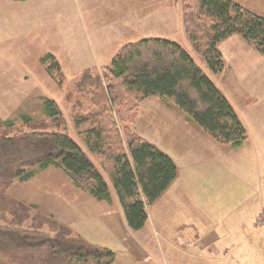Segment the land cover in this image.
I'll return each instance as SVG.
<instances>
[{"label": "rangeland", "instance_id": "374dc122", "mask_svg": "<svg viewBox=\"0 0 264 264\" xmlns=\"http://www.w3.org/2000/svg\"><path fill=\"white\" fill-rule=\"evenodd\" d=\"M153 1L144 0L145 4L140 8L143 7V13L151 18L152 13L156 15V9L163 8V3L164 7L169 3L170 20L165 25L166 30H160L156 34L155 31L147 34L145 30L144 33L137 30L130 36L119 34L117 30H107L109 16H123L127 11L123 4L117 13L107 14L111 0H34L29 3V9L24 8L21 3L16 7H4L0 2V14L3 12L7 15L4 22L0 20V138L20 137L34 130L65 132L91 158L116 198L109 178L112 163L110 155L112 157L113 154L128 152L125 129L142 135L173 158L185 145L188 126H196L204 132L191 116L169 98L149 97L141 101L137 118L135 103L129 107L104 100L101 113L96 116L94 113L98 108L94 102L99 93H93L85 100L81 88L74 85L79 78L77 75L85 67L97 73L103 85H107L104 68L111 66L112 56L127 43L152 37L176 42L191 55L216 85L229 95L225 93L230 97L238 115L244 117L243 124L255 135L257 126L250 119L249 112L254 108H264L263 97L259 96L263 91L264 54L239 34L231 35L218 45L223 53L225 67L223 71L215 73L188 38L183 23V0H163L161 5L154 1L152 8L153 4L148 3ZM234 1L264 17V0ZM134 6L139 7L138 0ZM9 35L11 36L7 39ZM50 52L57 57L65 74L66 79L62 83H58L44 69L41 60ZM45 98L57 102L61 118L54 119L47 115L44 109ZM256 100H259L258 103H254ZM26 115L31 116L33 121L24 123ZM8 120L13 121L12 127L1 124ZM116 129L118 133H115ZM93 130L102 133L98 139ZM206 134L217 146L228 144L217 142L209 133ZM92 146L98 148L100 153L95 152ZM258 152L264 156V149ZM12 158L13 155H0L2 173L6 170L5 164ZM249 163L251 162H245V171H254L253 177L251 174L249 178L240 173L236 186L243 192L240 200L243 195L256 190L255 195L250 197V211H254L256 215L262 214L264 191L259 189L260 174ZM1 178L0 176V232L7 234L0 233V264H39L37 251L17 249L22 244L18 243L21 237L18 231L39 230L53 233L54 230H61L59 224L68 226L79 223L89 242L99 243L116 251L112 244L107 245V232L98 224V218L107 211L110 203L96 200L77 188L62 169L55 166L39 169L28 181H3ZM84 200L89 207L84 206L82 209L80 203ZM246 206L247 204L244 205L245 209ZM87 216L95 223L94 229L87 225ZM251 218L252 215L248 217L245 212H241V228L237 235H233L236 237L227 242L230 245L222 247L211 240L207 247L218 248V251L213 254L215 256H208L211 257L208 260L184 256L168 248L162 236H159L160 244L157 243L158 237L148 224L141 233L146 241L144 249L151 259L145 260V263L172 264V261H178V264H264V226H257V220ZM173 220L175 222V218ZM243 223L245 224L242 226ZM183 224L184 222L181 223L182 227ZM159 230L162 234L167 233L161 228ZM72 233L76 234L73 230ZM170 233H174L173 229ZM191 246L194 249L192 241ZM57 247L68 249L72 246L59 244ZM225 248L233 250L231 258L224 259L221 256Z\"/></svg>", "mask_w": 264, "mask_h": 264}, {"label": "trees", "instance_id": "16d2710c", "mask_svg": "<svg viewBox=\"0 0 264 264\" xmlns=\"http://www.w3.org/2000/svg\"><path fill=\"white\" fill-rule=\"evenodd\" d=\"M183 7L188 38L213 72L219 73L225 67L218 45L231 35L239 34L264 54L263 16L234 0H183ZM41 61L58 83L66 79L53 53ZM111 62V66L104 68L107 85L90 69L81 73L74 84L81 88L85 100L93 93L100 94L94 102L98 108L96 116L100 115L104 100L129 107L135 103L137 118L141 101L149 97L169 98L218 142L240 146L247 140V129L227 96L178 43L155 37L127 43ZM44 109L50 118L62 116L57 102L51 98L44 99ZM23 120L24 123L33 121L29 115ZM1 124L14 125L11 120ZM93 132L97 139L102 134ZM124 132L128 152L110 155L109 178L129 227L140 230L148 219L147 205L168 189L178 175V168L167 153L142 135L130 129ZM92 149L100 153L98 148L92 146ZM0 155H13L5 164L6 170L0 171L3 181H28L39 169L55 166L94 199L112 201V192L103 174L65 132L34 130L20 137L0 138ZM59 227L63 232L18 231L21 236L18 243L22 244L17 249L37 251L39 264L115 263V254L110 249L73 234L69 226L59 224ZM59 244L72 247L62 249L57 247Z\"/></svg>", "mask_w": 264, "mask_h": 264}, {"label": "crops", "instance_id": "0c3cea01", "mask_svg": "<svg viewBox=\"0 0 264 264\" xmlns=\"http://www.w3.org/2000/svg\"><path fill=\"white\" fill-rule=\"evenodd\" d=\"M32 1L34 0H0L4 7H16L21 3L27 9H29V3ZM136 1L111 0L112 3L108 6L107 14L117 13L120 11L118 8L123 4L126 5L127 11L123 16L118 14L115 17L113 16L114 18L109 16L107 18V30H117L119 34L125 36H130L137 30L143 33L146 31L147 34H152L153 31H155V34L160 30L165 31V25L170 20L169 3H167V7H164L165 3H163V8L156 9V15L154 16V13H152L151 18H149V15L143 13V7L140 8L145 4L144 0H138V8L134 6ZM154 1L161 5L163 0ZM154 1L148 3V5L153 4L152 8H154ZM170 11L172 12V9ZM157 15L158 17H156ZM6 17L5 13L0 14V20L3 22ZM174 19L175 17L172 19L173 22ZM89 69L85 67L84 71ZM262 69H264V66H262ZM26 76L28 78V75ZM262 88L263 91L259 93V96L263 97L264 103V77ZM221 90L224 94L226 93L223 89ZM227 98L233 105L230 97ZM258 101L256 100L254 103H258ZM239 117L244 123V117ZM249 117L257 126V132L253 135L250 128L248 127V130L244 124L248 132V138L240 146L232 144L217 146L205 131L202 132L196 126H188L186 131L188 138L184 142L185 145L176 153L175 158L170 156L177 165L178 175L161 197L154 203L147 205L148 219L145 226L140 230L131 229L118 197L114 198L112 194V201L110 205L108 204L107 211L98 218L100 221L98 224L104 232H107V245L112 244L116 251L108 246L99 245V243H91L110 249L115 254L114 264H146L145 260L151 259L144 249L146 241L141 233L150 224L154 234L158 237L157 243L160 244L159 236H162L168 248L176 250L184 256L189 255L201 260H208L211 258L208 256H215L213 254L218 251V248L210 249L207 247L211 240H214L216 245L224 247V245H230L227 242L236 237L233 235H237L241 228V212H245L248 217L252 215L251 219L257 220V226H262L259 223V217L263 215L264 210L262 214L258 213L257 215L254 211H250V197L255 195L256 190L253 188L254 191L251 194L243 195V199L240 200L243 192L236 186V180L240 173L249 176V178L250 174L252 176L254 171L251 172L247 169V172L244 167L245 162H251L248 165H254L252 169L257 170L260 174L259 189L262 192L264 191V156L258 152V150L261 152L264 149V108H254L249 112ZM182 167L183 169H181ZM245 204H247V209L244 207ZM252 205L255 208L254 200ZM84 206L89 207L85 200L80 203L82 209H84ZM87 218L89 219L87 225L94 229L95 223H93L90 216H87ZM174 218L175 222H173ZM182 222H184L183 227L181 226ZM68 226L77 235L82 236L87 241L89 240L82 231V225L71 223ZM159 228L167 231V233L162 234ZM172 229L174 233H170ZM191 241L194 244V249H192ZM232 251L225 248V251L221 252V256L224 259L231 258L233 256ZM139 261L140 263H138ZM172 264H178V261H172Z\"/></svg>", "mask_w": 264, "mask_h": 264}, {"label": "built area", "instance_id": "2783aa9c", "mask_svg": "<svg viewBox=\"0 0 264 264\" xmlns=\"http://www.w3.org/2000/svg\"><path fill=\"white\" fill-rule=\"evenodd\" d=\"M259 223L264 225V213H263V215L261 217H259Z\"/></svg>", "mask_w": 264, "mask_h": 264}]
</instances>
